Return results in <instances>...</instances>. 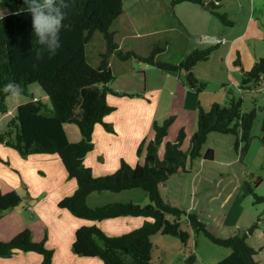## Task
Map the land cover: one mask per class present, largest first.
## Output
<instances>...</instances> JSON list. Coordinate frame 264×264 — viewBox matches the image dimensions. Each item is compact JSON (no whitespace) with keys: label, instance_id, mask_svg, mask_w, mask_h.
<instances>
[{"label":"trees","instance_id":"obj_1","mask_svg":"<svg viewBox=\"0 0 264 264\" xmlns=\"http://www.w3.org/2000/svg\"><path fill=\"white\" fill-rule=\"evenodd\" d=\"M127 0H72L67 9V18L61 31V48L54 57H49L46 48L38 43L32 32V18L28 13L6 15L0 21V113L9 111L7 99L11 93L3 88L15 81L21 93L28 92V86L39 83L50 98L51 107L39 99H32L17 106L15 115L8 118L7 128L0 132V145L10 146L23 155L35 153H57L69 176L76 178L78 188L74 194L59 201V207L66 208L79 218L102 220L125 215L144 216V224L121 235H108L96 224H86L76 231L73 250L86 257H99L104 264H151L156 233L179 237L187 244L192 231L204 232L215 243L232 249L231 253L215 264H258L256 249L247 241V233L228 238L219 237L209 229V223L197 214L181 206L179 186H170L176 174L188 171V160L202 156V149L211 132L233 134L237 137L235 147L248 150L251 131L257 117V108L243 109V98L232 97L229 102L213 103L209 109L199 106L198 128L192 135L191 147L182 149L186 138L181 129L176 140L169 141V129L175 116L169 115L163 121L153 122L154 135L143 139L138 146L139 156L145 150L143 163L132 165L122 158L120 166L113 173L96 176L93 168L85 163V157L95 147L93 141L96 124L102 123L114 131L105 116L117 110L109 103V94H119L109 84L119 74L127 71L133 58H145L148 63L168 72L182 73V81L202 92L206 83L198 80L194 67L210 59L219 44L207 48H195L179 63L156 61L158 49L149 56L138 54L130 48L119 47L125 37L122 18L125 16ZM194 2L204 5V0H171L172 5ZM12 13L24 7L23 0H4ZM212 12L228 26L234 21L228 12L216 10L222 0H211ZM121 25L119 29L116 25ZM127 28L132 31L129 24ZM131 34V32H129ZM138 39L150 41V35H139ZM41 54L37 59L36 54ZM147 55V54H146ZM264 78V57L245 71L242 88L252 89ZM249 89V90H250ZM197 92V93H198ZM66 123H76L82 139L73 142L65 129ZM164 147L163 156L159 150ZM215 158L210 148L205 159ZM141 188L150 202L146 205L132 202H108L91 207L88 197L93 192H120ZM264 199L263 197H259ZM22 202L17 191L0 192V209L5 211ZM186 219L190 229L183 227ZM255 225L248 230L252 233ZM192 230V231H191ZM37 251L44 258L41 264H52L54 251L46 246L45 240L34 241L30 229H25L11 241L0 240V256H12L15 252ZM198 257L190 251L184 264H197Z\"/></svg>","mask_w":264,"mask_h":264},{"label":"rangeland","instance_id":"obj_2","mask_svg":"<svg viewBox=\"0 0 264 264\" xmlns=\"http://www.w3.org/2000/svg\"><path fill=\"white\" fill-rule=\"evenodd\" d=\"M127 1L128 5H131L132 0ZM165 1L167 5L162 0H142L141 4L146 7V14L153 19L152 22L155 21V17L162 21L163 17L165 18L164 12L168 15L177 13V16H181L183 23L175 18L177 25L172 26L171 29L177 28V33L182 37L184 34L191 36L195 46L208 44L203 41L204 38H223L226 36L223 32L225 28L233 34L240 33L250 18L253 8L251 0H222V6L217 7L216 10L228 12L230 18L235 21L234 26H228L212 12L211 0H204V5L182 2L174 6L171 0ZM146 2L149 4H145ZM0 7L7 9L4 3ZM165 8L167 11H164ZM257 17H260L259 22L264 31V10ZM161 25H164V21ZM152 26H156V22ZM136 28L139 29V25H136ZM150 29L151 24L149 23L144 31L149 32ZM164 29L165 27L159 29L158 38L170 41L171 38L166 36ZM127 39L129 38L127 37ZM226 39L229 42L221 45L223 46L221 49L218 47L213 51L210 59L201 61L194 67L195 76L198 80L206 83V88L202 92H198L186 84L183 88L179 84L177 92L172 94L170 90L163 89V85L169 75L171 78H176V74L168 75L160 72V69L148 63L141 56L133 58L131 69L118 75L109 84L119 92V94H109L110 103L117 110L105 116V120L112 124L114 131H109L102 123H98L93 139L98 145L97 152L105 157L107 166L111 165L110 167H112L113 161L116 162L121 153H128V159H132V161L138 159L143 163V160L138 157V153H135L136 150L132 151V149L135 148L138 137L141 140L147 137L149 140L151 134L154 135L153 126L151 127L149 124L152 117L163 121L169 115L175 116L167 140H176L180 130L185 129L187 135L182 149L188 151L191 147L192 133L194 129L198 128L200 105L209 109L215 102L225 104L232 97H242L244 110L249 111L256 107L257 117L251 131V141L247 151L242 153V148L236 149L237 137L235 135L211 132L203 146L202 156L196 159L189 158L188 171L185 174H176L169 183L170 186H179L182 208L188 212L193 210V213H201V218L205 223H209L208 229L213 234L228 238L247 233L249 244L257 251L258 264H264V199L259 198H264V88L253 91L249 90L250 88L240 89L243 79V75L237 73L240 55L237 48L231 55L228 54V44H231L232 40L228 36ZM255 44L263 51L264 40H251L248 44L251 50H254ZM163 45L165 47L167 44ZM167 53V50L157 53L156 60L178 63L182 59L180 52H176L169 58ZM242 55L245 56L244 50ZM144 92L147 96H144ZM34 98L51 107L50 98L42 86L39 83H32L28 86L27 93L20 92L17 95H12L9 99L10 111L6 114L0 113V132L7 128L6 119L14 115L17 106ZM65 127L72 141H77L79 134L82 137L76 123H68ZM210 148L215 151L213 160L205 159V154ZM122 149L126 150L122 151ZM163 152L164 147H161L160 157L163 156ZM19 154L21 158H28L29 161L21 162L16 158H11V161L23 171L26 178L30 179L29 189L24 188V183L27 181L24 179L25 177H22V182L19 185L22 186L19 189L23 193L24 199H28L30 192L38 195L42 190H47L48 186H37L39 180L36 169L38 167L33 161V155H23L20 152ZM94 156L95 159H93ZM90 160L105 165L99 156L97 157L96 152L90 155ZM63 168L66 170L65 167ZM14 169L17 170L13 167ZM46 172L44 176H41L42 182L58 184L63 181L58 168L46 170ZM49 187L48 193L56 185ZM46 195L41 193L39 198H33L28 202L23 199L16 207L5 211L0 209V240L11 241L17 235L10 234V232L11 228L19 223L20 216L27 222L34 221L31 225L32 229L37 231L38 227L41 228L43 222L39 220V214L34 212L35 210L30 212L28 207L32 204V208H34L38 200L40 201ZM148 200L150 201V199ZM48 207L50 206L46 208ZM46 208L42 209L43 215H51L50 208ZM47 221L51 222L53 226L51 218ZM253 225L256 227L252 233H249L248 230ZM183 227L189 229L186 219L183 220ZM46 233L47 231L44 232V236ZM32 237L36 241L34 236ZM43 238H40V241L45 239L46 243L47 238ZM190 242L192 243L191 247H185L179 237L156 233L153 238L154 249L151 264H177L176 261L183 256L186 260L190 250L197 254V264L216 263L229 255L227 252L231 251V248L215 243L204 232L195 233L193 231Z\"/></svg>","mask_w":264,"mask_h":264},{"label":"crops","instance_id":"obj_3","mask_svg":"<svg viewBox=\"0 0 264 264\" xmlns=\"http://www.w3.org/2000/svg\"><path fill=\"white\" fill-rule=\"evenodd\" d=\"M162 1H164V4L167 5V2L165 0H162ZM127 2L128 1H125V16L124 18H122L123 20L122 23H124V25H122V28L123 30H126L124 31L125 37H123L124 38L123 40L125 41L129 40V43L121 41L119 47H124L125 45L126 48H130L134 52L145 55V56H149L152 53L153 49L155 48L158 49L157 53L159 52L162 53L165 50H167L168 58L173 56L176 52H180L182 53L181 60H183L195 48H207L212 45L208 43L205 45L195 46L192 43L193 41L191 40V36H187L184 34V36L182 37L177 33L178 32L177 28L171 29L172 26L177 25L175 22V18H177L178 20H180L181 23H183L182 22L183 18L181 16H177V13H175L174 15L170 13V15H168V13L164 12V11H167V9L165 8L163 11L165 18L163 17V20L159 21L158 18L155 17L154 18L155 21L152 22L153 19L149 18V16H147L146 14V7L141 4L142 0H132L131 5H128ZM251 3L253 5L252 14L250 18L247 20V23L244 29L238 34L231 33L229 30H227V28H225L223 31L225 32L226 36H228V38L232 40L231 44H228L229 45L228 54L231 55L236 48H237V51L239 52L240 59L238 62L237 73H240L242 75L244 74L245 71H249L254 66L257 60L264 57V47L263 46H262L263 47V51H262L261 49L258 48L259 46L256 44H255L254 50H251L248 45L251 42V40H255V41L264 40V31L259 22L260 17H257L264 10V0H251ZM145 4H149V3L146 2ZM136 6H138V8H136ZM169 18H172V19H169ZM163 21H164V25H161ZM154 22H156V26H152ZM125 23L129 24L132 31H130V29L127 28L128 25H126ZM149 23L151 24V29H150L151 31L145 32L144 30L149 26ZM234 24H235V21H234ZM136 25H139V29L136 28ZM120 26L121 25L117 24L116 28L119 29ZM161 27H165L163 31L166 32V36L171 38L170 41H166L165 39L163 40V39L158 38V32H159V29H161ZM129 32H131V34ZM139 35H145V36L150 35L151 39H149L150 41L140 40L138 39ZM226 36H223V38H226ZM127 37L129 39H127ZM162 41L163 43L161 44ZM228 42L229 41L227 40V42L225 43H228ZM165 43L167 45L164 47L163 44ZM225 43L219 44L220 49L223 47L221 45ZM243 50L245 51V56L242 55ZM156 57L157 56H155V60H156ZM156 61H161V60H156ZM180 61H178V63ZM165 62H170V61L165 60ZM170 63H173V62H170ZM153 66L160 69L156 65H153ZM131 67L132 65L127 71H129ZM127 71H124L122 73H125ZM160 72H163L164 74L167 73L168 75L176 74V78H171L170 75L169 77L167 76L168 80L164 82L163 89L170 90L172 94H175L177 92V86L179 84L183 88H185L186 85L183 83L182 77H181L182 75L185 74V71H182L181 75L180 73L168 72L163 69H160ZM146 92H144L145 94L144 96H147ZM11 96L12 95L8 97L7 103L9 99L11 98ZM138 97H141V95H138ZM34 99H37V98H34ZM108 99L110 103V98ZM9 111H10V107H9ZM154 120H156L155 117H152L150 119L149 124L151 127L153 126ZM6 124H8V118L6 119ZM195 131L196 129H194L193 133ZM80 137L81 136L79 134L77 141H80L82 139V137L81 139ZM151 137H152V134H151ZM145 138L147 139V137ZM77 141H73V142H77ZM141 141H142L141 138L139 139L138 137L135 148L132 149V151L136 150L135 153H137L138 146L140 145ZM97 149H98V145L95 143L94 149L90 151L85 157V163L88 166H91L93 168L94 174L96 176L106 175V174L113 173L114 171H116L118 167L120 166V162L122 158L126 159L132 165L141 163V161H139L138 159H135V161H132V159H128L127 158L128 153H125V154L121 153L119 154L118 157L114 155L117 157V160L116 162L113 161V165L112 167H110L111 165L107 166V161L105 157L103 155H99L100 152H97L98 151ZM123 150L125 151L126 149H122V151ZM94 152H96L97 157L99 156V159L103 161V163L105 164L104 166L100 164L98 161L90 160V155L93 154ZM145 153L146 152L144 150L141 156L138 155V157H140V160H143V162L145 158ZM130 154L132 153L130 152ZM31 155H33L32 156V158H34L33 161L36 163V166L38 167V169H36L38 170L36 173L38 174L37 177L39 180V183L37 184V186H48L47 190H50L49 186L56 185V187L50 193H48L47 190H42L41 192H39L38 195H35L30 192L28 199H24L23 193L19 189L22 186H19V185L22 182L21 181L22 177H25L24 179H26L27 181L25 180L26 183H24V188L29 189V186H31V183L29 182L30 179L26 178L23 171L14 165L13 161H11V158H16L21 162H27L29 160L28 158L26 159L21 158L19 152L16 149L10 146L1 144L0 145V158H1L0 159V192L8 193L11 191H17L22 197V201L24 199L26 202H28L29 200L33 198H39L41 193L47 194L40 201L38 200V203L36 206H34V208H32L33 206L32 204H30L28 207L30 212H33L35 210L34 212H37L39 214V220L43 222V224L41 225V228L38 227L37 231L36 229H32L31 225L34 221L27 222L24 220V218L20 216L19 223H17L14 228H11L10 234L18 235L23 230L30 229L32 232V236H34L36 241H40V238L46 237L47 238L46 246L54 251L52 264H104L103 260L99 257H86V256L78 255L74 252L73 243L76 238V231L82 225L96 224L100 228H102V230H104L108 235L116 236V235H121V234L130 232L134 229L141 227L144 224V222L147 220V218L144 216H134V215H125V216H119V217L105 218L102 220H89V219L79 218L75 216L74 214H72L70 210L59 207V201L62 200L66 196H70L74 194V192L78 188V182L76 178L69 176L68 170L66 169L61 157L57 153H35ZM93 159H95V156L93 157ZM109 160L110 158L108 159V161ZM13 167L16 168L17 170L15 169L13 170ZM63 167H65L66 170H64ZM54 168H58L60 170L63 181H60V183L58 184H53V183L46 184L42 182L41 176H44L47 173L46 170H53ZM148 199L149 198L144 190H142L141 188H132V189H128V190H124L120 192H109V191L93 192L88 197V204L91 207L101 206L108 202H132L135 204H141V205L145 204L146 205V203L148 204V201H149ZM47 206H50V207L46 208ZM45 208L46 209L50 208V211L52 212V214L49 216H44L42 209H45ZM197 214L201 217L200 215L201 213L198 212ZM4 217H5V214H4ZM50 218L52 220L53 226L51 225V222L47 221ZM188 228L190 229V227ZM45 231H47V233L44 236ZM192 234H193V231H192ZM154 236L155 234L152 236V240ZM190 241L187 244H183V243L182 244L185 247H188V246L191 247L192 243ZM231 251H228L227 254H230ZM43 258L44 256L41 253H38L37 251L19 250L15 252L12 256H8V257L0 256V264H41L43 261ZM255 259H256V254H255ZM174 260L176 261V257ZM184 260H185V256H183V258H180L178 261H176V263L183 264ZM205 264H215V263H205Z\"/></svg>","mask_w":264,"mask_h":264},{"label":"clouds","instance_id":"obj_4","mask_svg":"<svg viewBox=\"0 0 264 264\" xmlns=\"http://www.w3.org/2000/svg\"><path fill=\"white\" fill-rule=\"evenodd\" d=\"M3 3L4 0H0V5H3ZM23 3V8H19L12 13L0 7V21H3L6 15L30 14L34 36L38 38V43L47 49L49 57H54L62 46L61 31L67 18L66 10L71 7L72 0H23ZM36 58H41L39 52L36 54ZM254 87L250 90L253 91ZM242 90L244 89L242 88ZM3 91L17 95L20 93L21 87L18 83L12 81L4 86Z\"/></svg>","mask_w":264,"mask_h":264},{"label":"built area","instance_id":"obj_5","mask_svg":"<svg viewBox=\"0 0 264 264\" xmlns=\"http://www.w3.org/2000/svg\"><path fill=\"white\" fill-rule=\"evenodd\" d=\"M204 42L210 43V44H221L226 42V38H218V37H209V38H204ZM264 88V78L261 79L259 84H257L253 90H260Z\"/></svg>","mask_w":264,"mask_h":264}]
</instances>
